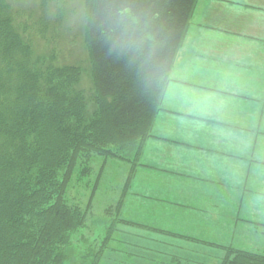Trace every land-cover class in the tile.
<instances>
[{
	"label": "trees",
	"instance_id": "trees-1",
	"mask_svg": "<svg viewBox=\"0 0 264 264\" xmlns=\"http://www.w3.org/2000/svg\"><path fill=\"white\" fill-rule=\"evenodd\" d=\"M196 1L85 0L87 89L86 68L35 57L29 26L0 0V264H76L86 213L65 198L67 171L89 154L137 160ZM220 264L264 255L227 248Z\"/></svg>",
	"mask_w": 264,
	"mask_h": 264
},
{
	"label": "rangeland",
	"instance_id": "rangeland-1",
	"mask_svg": "<svg viewBox=\"0 0 264 264\" xmlns=\"http://www.w3.org/2000/svg\"><path fill=\"white\" fill-rule=\"evenodd\" d=\"M10 1L19 15L18 21L29 26L26 31L32 36L35 57L47 62L53 57L57 65L86 68V71L82 70L80 86L88 89L91 82L87 74L89 52L85 42V0ZM195 7L169 74L210 85L227 95L203 89L166 87L163 102L178 104L180 101L182 105L178 106L181 110L178 114L184 116L172 118L173 123L162 134L166 138L161 139L152 156L154 162L172 168L170 172L174 179L165 183L160 181L162 189L166 186L167 192L180 195L183 188L175 179L189 181L181 176L190 180H196L197 176L183 173L194 172V168L186 163L187 146L183 147L177 138L190 143L189 136L193 131H203L213 151L220 153L224 161L220 169L225 175L218 177L214 173L212 184L216 188L212 189L223 188L230 198H223L222 193L207 196L204 203L217 200L220 211L214 212L207 207V214H203L213 218L210 231L214 233L209 236L216 246L184 237L175 238L172 233L158 232L155 228L119 222L118 210L123 198L132 196L130 193L137 181L134 173L138 159L132 162L89 154L88 158L85 155L78 157L67 171L65 198L86 213L84 225L70 237V257L76 264L89 259L90 254L98 256L100 250L104 254L102 264H176L172 251L175 249L181 251L178 255L182 264H220L227 248L264 255V217L257 219V173L264 183V171H261L264 169V148L257 146V134L264 128V94L257 97V107L251 109L244 107L245 93H241L249 91L254 79H257V93L259 85L264 88V0H197L193 11ZM168 137L175 145L166 141ZM202 150H197L199 152L191 157L192 162H197L196 168L201 160L203 164L209 161L206 155L209 153ZM202 169L209 170V163ZM130 172L134 176L132 174L128 180ZM164 176L171 177L167 173ZM130 181L132 185L129 187ZM191 194L186 191L180 196L188 199ZM259 201L264 210V197ZM239 202L250 210L243 209L245 213L241 219L232 220L227 227L221 228V210L227 205H239ZM142 214L140 212V217ZM157 219L170 228L181 225L183 231L197 232L190 227L185 229L187 224L181 218L173 220L165 215ZM115 226L129 232L124 235L126 240L118 230L115 231ZM131 234L136 236L130 241ZM113 236L122 242L111 243ZM105 240L107 244L103 246Z\"/></svg>",
	"mask_w": 264,
	"mask_h": 264
},
{
	"label": "crops",
	"instance_id": "crops-1",
	"mask_svg": "<svg viewBox=\"0 0 264 264\" xmlns=\"http://www.w3.org/2000/svg\"><path fill=\"white\" fill-rule=\"evenodd\" d=\"M196 7L191 14L190 20H189V26L191 24V19L193 17V14H195ZM181 52V51H180ZM178 55V54H177ZM181 53H179L180 57ZM176 58V57H175ZM176 60V59H175ZM180 66V65H179ZM179 66L176 67V70L179 69ZM175 70V69H174ZM172 73V72H171ZM184 76V73H183ZM255 83H252L253 86L249 87V91H242L241 93H245L244 99V107H257L256 101L257 97L259 98L260 95L264 94V88L259 85L260 91L257 93V79H254ZM180 87H187V88H193V89H203L204 91H212L216 93L217 95H227L225 91H220L217 88H214L212 86H207L204 83H195L189 78L182 79L178 75H170L169 74V80L167 83V87H171L173 89H176ZM164 98V96H163ZM192 100V99H189ZM185 102V101H184ZM189 103V101H187ZM182 105V103L176 104L174 101L170 103L163 102V99L161 101L160 109L158 110L157 114L155 115V118L152 123V127L150 130V135L146 138L143 148L140 152L139 157L137 158V164L135 165V175L137 176V181L134 186V190L130 193L132 196L130 198H127L126 196L123 198L122 205L119 208V222L124 223H132L136 226H142L147 228H155L158 232H169L172 233L173 237H184L186 239H190L194 242L199 243H206V244H212L215 245L213 242L214 239H212L209 235L214 233L213 231H210L211 226H213V218L210 216H203V214H207L205 212L207 210V207H211L214 212H219L220 207L217 203V200L214 201L210 199V201H207L204 203L206 197L210 195H216L217 193H222L223 198L227 199L230 198L227 194L224 192V189H212V179H214V173L217 174L218 177L224 176L225 172L220 169V165L224 164V161L222 157L220 156V153L218 151H213L214 148L210 145L209 139L207 138L206 134L203 131H193V134L189 136L190 143H185L182 138H177L180 141V144L185 147L187 146V164L188 166H193L194 172H183L185 174H195L197 176L198 181L189 179L187 176H181L184 177V179L189 181H183L182 179H175L179 181V184L182 186L183 190L180 195H183L184 192L190 191L192 192L191 195H189V198L186 199L178 194H172L171 192H167V187L164 186L162 189L160 185V181L165 183V181L171 182L172 179H174L173 173L171 167H165L162 164H159L157 162H154L152 153L157 150V146L159 142H161V139L166 138L163 137L162 134H164V130L168 126H170L173 123L174 117H183L184 115L178 114L179 110L178 106ZM180 105V106H181ZM207 107V105H206ZM191 112H196V110L191 109L189 107H183ZM219 113V110L217 111ZM262 131V132H261ZM264 128L260 130L257 134V146L262 145L264 148V134H263ZM170 137L166 139L167 142H169ZM170 143V142H169ZM172 145H175L174 143H170ZM202 148H206V150H202ZM197 150L207 151L209 154L207 155L208 162L210 169L209 170H203V166L207 163L203 164L204 161L201 160L200 163H198L200 166L199 168H196L197 162H192L191 157L195 156L197 154ZM227 164V161H225ZM163 167L164 169L162 170ZM261 168V167H259ZM261 171H264V169L261 168ZM170 174L171 177H165L164 174ZM133 174V173H132ZM134 174L132 176H134ZM260 173H257V219L260 217H264V210L263 206L260 205L259 198L264 197V183L261 182ZM133 179V177H132ZM131 179V180H132ZM193 182H199V183H193ZM132 185V181L129 182V187ZM159 187V188H158ZM216 188V187H215ZM225 195V196H224ZM124 196V194H123ZM235 200H238L235 199ZM192 203L191 205H189ZM189 205V206H187ZM248 209L250 210V207L243 208V203L239 202V205H232L228 206L225 209L221 210L220 217L223 219V223H221V228L227 227V225L232 220L241 219L242 214L245 213L244 210ZM140 212H142V217H140ZM231 212L233 215L231 216ZM169 215L172 217L173 220H177L178 218H181L187 226L190 227V229H197V232H189V231H183L181 230V225H177L176 228H170L167 226V224L163 223L162 221L158 220L157 217L159 216H165ZM157 216V217H152ZM177 218V219H176ZM221 219L220 222H221ZM122 220V221H121ZM118 222V223H119ZM174 225L176 224L173 222ZM195 223V225H194ZM118 227V226H117ZM116 226L115 231H119L122 236V239L126 240L124 235L128 234L125 229H120V227L117 228ZM175 227V226H174ZM117 228V229H116ZM213 230V229H212ZM137 233L144 234L140 231ZM136 233V234H137ZM168 233V234H169ZM136 234H131L129 240L131 241V238L136 236ZM189 240V241H190ZM122 242L121 240L115 238L113 236L111 243H118ZM143 244H145V241H142ZM160 243V242H159ZM136 245V244H135ZM140 248H142L141 245H139ZM216 246V245H215ZM163 250L167 249L166 247H162ZM161 249V248H158ZM160 250H158L159 252ZM173 251V257L175 263H180L181 259L179 253L181 254V251L179 250H172ZM104 255V254H103ZM103 260V256L101 258ZM102 263V261H101ZM209 264V263H204Z\"/></svg>",
	"mask_w": 264,
	"mask_h": 264
}]
</instances>
